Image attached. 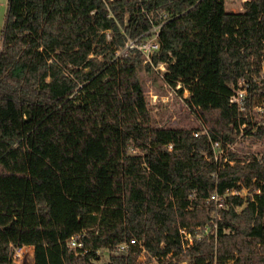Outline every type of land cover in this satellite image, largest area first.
<instances>
[{"label": "trees", "instance_id": "1", "mask_svg": "<svg viewBox=\"0 0 264 264\" xmlns=\"http://www.w3.org/2000/svg\"><path fill=\"white\" fill-rule=\"evenodd\" d=\"M8 0L0 32V264H264V0ZM161 27L153 63L207 128L156 125L143 55H117L125 33ZM111 14V16H110ZM121 29L125 33L121 32ZM151 69V68H150ZM247 85L245 110L229 102ZM211 139V140H210ZM224 155L213 158L211 141ZM172 149H168V145ZM229 146L227 147V145ZM139 152L129 153L130 146ZM234 145V146H233ZM226 206L213 227V192ZM192 236L186 245L180 230ZM208 229L203 237L198 231ZM81 243L70 248L71 237ZM127 244L124 251L117 246Z\"/></svg>", "mask_w": 264, "mask_h": 264}, {"label": "rangeland", "instance_id": "2", "mask_svg": "<svg viewBox=\"0 0 264 264\" xmlns=\"http://www.w3.org/2000/svg\"><path fill=\"white\" fill-rule=\"evenodd\" d=\"M7 1L8 0H0V32L4 24ZM225 4L228 11L236 12L240 10L239 0H225ZM141 76L144 81L145 94L149 99L151 115L156 125L194 128L196 130H201L205 127L207 130L206 126L202 122V119L187 105L186 98L189 96L188 91H184L183 94H180L176 88L169 89L153 69H146L143 65L141 69ZM260 113L261 112L257 113V115ZM259 117L260 116H257V118ZM234 145L233 146L235 147V151L237 153L243 155L248 154L250 156L253 155L259 160L264 154V141L256 140L251 135L241 136ZM128 151L129 153L139 152V150L132 145L129 147ZM244 191L246 192V190ZM28 250L30 252V248ZM18 254L19 251L16 256ZM31 254V258L26 260H24L21 256L19 257L22 261L26 262V264H33V249H31ZM98 255L99 260L97 263H105L108 261L109 251L108 249H101L99 250ZM15 260L17 261L16 257ZM138 261L139 264H156L155 261H152L148 258V256H146V254L142 253ZM14 264L17 263L14 261ZM182 264H188V261L185 259Z\"/></svg>", "mask_w": 264, "mask_h": 264}, {"label": "built area", "instance_id": "3", "mask_svg": "<svg viewBox=\"0 0 264 264\" xmlns=\"http://www.w3.org/2000/svg\"><path fill=\"white\" fill-rule=\"evenodd\" d=\"M246 1H250V0H239V8L240 9H241V4L246 2ZM110 16H111V14H110ZM170 17H171V15H168L165 12H160L159 13V19L160 20L158 22H154L152 19L150 29L147 30L146 32H144L143 34H141L137 38H131L128 34H126L124 32L123 29H121V32L125 33L127 40L125 42L124 47L120 51L117 52V55H126V54L130 53L131 50H134V49L139 50L142 53L143 58H144L143 59V66L146 69L147 68L153 69L154 72H156V74L160 77V79L163 82H164V73L166 71V66L164 63H159V64L155 65L153 63L152 57L160 48L159 34H160L161 27L163 26V24L166 21H168L170 19ZM164 84L169 89H173V87L169 86L166 82H164ZM180 86H181L180 83H178L176 85V90ZM184 91H187V90H184ZM247 95H248L247 94V85L244 81H240L238 83V85L232 86V93L229 97V102L232 104L238 105L239 110L244 111L245 110L244 101H245ZM259 112H261V113L259 115H257V113H259ZM251 115L253 118H257V116H260V117L264 116V102L261 105H257L254 108H252ZM260 117L257 119H260ZM245 126H246V124H244V123L240 126V133L238 135V138L243 136ZM200 133H207V130L205 129V127H203V129H201V130H196L195 135H199ZM211 143H212V150H213V158L215 160H217L219 157H222V155H224V148H223L220 141L214 140V141H211ZM228 146H229V144L227 145V147ZM167 147L169 150L172 149L171 144H169ZM244 190L245 189H242L241 191L232 190L231 192H226L224 194H220L217 191L213 192V194L208 199V202H211V201L213 202V209H214L211 213L212 221L214 223L212 228L216 229V223H217L218 219L220 218L219 210L225 208V206H226V203H225L226 196L225 195L226 194L243 195V194H245ZM208 232H209L208 229H205L204 231H198L196 233V236H197V238H200V237H203L204 235H206ZM180 234L182 235L183 240L186 241L185 246L192 243L193 236L187 230L181 229ZM130 244H137L139 246V248H141V253L145 254V249H144V247L140 241H136L135 239H131ZM68 246L70 248L75 249V248H80L82 245L73 236L68 240ZM127 246L128 245L125 243L120 244L117 246L116 249H117V251H124V250H126ZM22 248L14 250V253L12 255L13 263L15 261L17 264H26V262H24L20 259L19 254L16 256L18 251H20ZM15 257L17 258V261L15 260Z\"/></svg>", "mask_w": 264, "mask_h": 264}, {"label": "bare ground", "instance_id": "4", "mask_svg": "<svg viewBox=\"0 0 264 264\" xmlns=\"http://www.w3.org/2000/svg\"><path fill=\"white\" fill-rule=\"evenodd\" d=\"M29 247H24L23 249H21L20 251H19V255L21 256V257H23V259L24 260H26V259H28V258H31V256H32V254H31V249L32 248H30V252H29Z\"/></svg>", "mask_w": 264, "mask_h": 264}, {"label": "crops", "instance_id": "5", "mask_svg": "<svg viewBox=\"0 0 264 264\" xmlns=\"http://www.w3.org/2000/svg\"><path fill=\"white\" fill-rule=\"evenodd\" d=\"M24 247H29V248H32V249H33V247H31V246H23V248H24Z\"/></svg>", "mask_w": 264, "mask_h": 264}]
</instances>
